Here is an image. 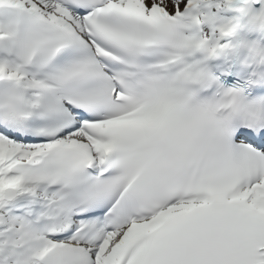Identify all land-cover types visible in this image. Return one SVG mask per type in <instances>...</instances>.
<instances>
[{
  "label": "snow or ice",
  "instance_id": "snow-or-ice-1",
  "mask_svg": "<svg viewBox=\"0 0 264 264\" xmlns=\"http://www.w3.org/2000/svg\"><path fill=\"white\" fill-rule=\"evenodd\" d=\"M0 264H264V0H0Z\"/></svg>",
  "mask_w": 264,
  "mask_h": 264
}]
</instances>
